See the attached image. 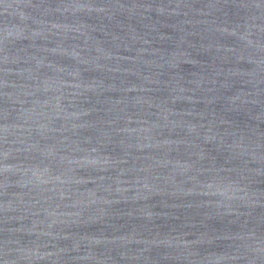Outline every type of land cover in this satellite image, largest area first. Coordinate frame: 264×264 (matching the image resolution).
<instances>
[{"label":"water","instance_id":"obj_1","mask_svg":"<svg viewBox=\"0 0 264 264\" xmlns=\"http://www.w3.org/2000/svg\"><path fill=\"white\" fill-rule=\"evenodd\" d=\"M0 264H264V0H0Z\"/></svg>","mask_w":264,"mask_h":264}]
</instances>
